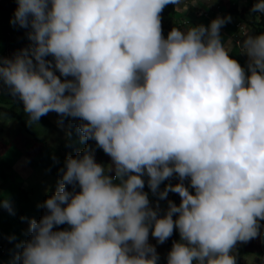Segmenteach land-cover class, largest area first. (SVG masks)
I'll use <instances>...</instances> for the list:
<instances>
[{"label": "clouds", "instance_id": "9594fccd", "mask_svg": "<svg viewBox=\"0 0 264 264\" xmlns=\"http://www.w3.org/2000/svg\"><path fill=\"white\" fill-rule=\"evenodd\" d=\"M252 1L199 10L184 0H16L10 24L27 29L30 44L0 56V84L19 96L29 124L55 112L60 124L79 119L81 141L95 143L62 154L55 192L32 201L40 217L22 213L31 235L14 261L157 264L166 261L162 247L167 264H240L252 252L238 244L261 235L264 221V33L253 36L243 17ZM168 4L175 12L162 16V30ZM197 11L209 26L177 28L174 17ZM251 11L264 13V0ZM225 12L237 17L232 35L249 57L247 71L222 42L232 18L214 16ZM94 145L109 166L97 162ZM7 166L11 180L35 173ZM0 208L14 214L9 199Z\"/></svg>", "mask_w": 264, "mask_h": 264}, {"label": "crops", "instance_id": "0c3cea01", "mask_svg": "<svg viewBox=\"0 0 264 264\" xmlns=\"http://www.w3.org/2000/svg\"><path fill=\"white\" fill-rule=\"evenodd\" d=\"M7 2L10 6H7L4 3L0 2V56L3 57H12L16 52L20 51L23 48L29 46L30 41L27 38V29L23 28H12L10 24V19L13 17L12 14L6 15V11L13 13L14 11L11 5L12 2L9 0H3ZM185 3H192L193 5H198L199 10H207L209 7H214L216 5V0H184ZM231 16V22L226 23L221 28V39L226 47L229 48L230 55L239 61V63L248 70L249 57L245 52L241 51V47L236 40V38L232 35V30L234 28V21L237 19L236 15L225 12L222 15L214 16V18L218 17H226ZM176 22H181L179 27L181 30L186 31L190 27H195L199 25L209 26L211 20L204 17L202 11L184 14V17L177 19L174 17ZM184 20H190L189 24H183ZM10 26V27H9ZM9 27V28H8ZM11 34H16V38L12 39L8 38ZM168 35V34H167ZM12 40H14L12 42ZM229 41H231V45L229 46ZM29 42V43H28ZM8 109H12L10 112ZM9 112V113H8ZM16 114H15V113ZM52 116H43L39 121H36L32 124H29L28 114L24 111L23 102L20 100L19 96H13L7 86H3L0 84V122L4 128L1 129L3 134H6L7 131H10V128H14L15 125H21V123L28 128V130L38 136L44 143H46L47 148L54 147L58 148L64 142L61 140H57L61 135L59 133L61 130L54 126L53 124H49L51 122L50 118ZM18 118V119H17ZM4 121V122H3ZM9 128V129H8ZM6 129V130H5ZM27 131V130H26ZM9 135L5 136V140H7ZM64 138V136H62ZM32 140L37 142H28L21 141L22 147L15 145L14 141H4L0 137V166L1 165H10L14 166L18 161L21 160H29L30 148L35 147L37 149L36 156L38 154H42V152L47 149L41 141H38L37 138L32 136ZM35 155H30V158L33 159ZM4 172V171H3ZM50 174V172H44ZM4 176L0 178V185L2 188H9L12 180ZM167 182L162 183L160 186L165 187ZM194 192V191H193ZM260 233L261 235L258 238H254L246 243L238 242L239 245H243L246 251H252L246 255H244L240 264H264V260L262 258V249H264V221H260ZM2 234L4 232L0 229ZM158 249L165 254H168L162 247H158ZM15 254V253H14ZM13 254V256H14ZM0 256L2 254L0 253ZM167 263V262H166Z\"/></svg>", "mask_w": 264, "mask_h": 264}, {"label": "rangeland", "instance_id": "374dc122", "mask_svg": "<svg viewBox=\"0 0 264 264\" xmlns=\"http://www.w3.org/2000/svg\"><path fill=\"white\" fill-rule=\"evenodd\" d=\"M9 1L12 2L11 5L12 9L15 10L17 7L16 0H9ZM243 2L244 4H247L248 0H243ZM8 6L10 5L8 4ZM6 13H8L6 15L9 14L13 15V13H10L8 11H6ZM164 18L165 17H162V26H165V24H167V21H165ZM175 27H177V23H175ZM46 116H52L50 118L51 122H49V124H53L54 126L60 128L61 130V132L59 133V135L61 136L57 140H61L63 142L66 141V144L70 145L72 140L68 137L67 134L69 133V121L71 120V117H68L67 120H64L63 118V122L62 124H60L58 122L61 121L62 118L57 113L49 112ZM6 135H9L7 140H5ZM62 136H64V138H62ZM2 139L4 141L14 140L15 145L19 147H22L23 141L37 142L35 140H32V136L21 130V125H15L14 128H10V131L9 132L7 131V133L2 136ZM74 139H76V137ZM92 147L95 149V158L97 162L105 165L106 167L109 166L111 162V158L108 155H106L102 149L97 148L96 145ZM36 151L37 149L35 147L31 148V154L35 155V157H33V159L30 158L31 160L30 162L26 160H21L18 161L13 166L14 170L18 171V174L21 171L26 172L27 170L31 171L30 174L33 171H35V173L33 172L31 176H28L26 178V181L20 178H17L16 180L13 179L14 181L12 180L9 188L6 189L0 188V200L9 199L14 209V214H10L8 213L7 209L0 208V228L4 232L2 236V240L7 246H9L7 255H2L0 257V264H19V262L14 261L13 259L14 257H10V256L13 254V252H15V254L19 252L20 249H18L16 245L21 241H26L30 239V235H31V233L28 232V227H29L28 223L22 220L23 217L22 213L26 211L27 215L25 213H23V215L28 218H35V216L38 215V213H35V206H34V202L32 201H39V203L41 204L43 201H45L50 195H52L55 192L57 186L56 181H58L57 177H60L59 170L64 166L65 159L62 158V154L65 153V150H62L60 152V151L52 150L51 148H47L42 152L39 158L36 156ZM83 151L84 149L82 150L81 153H83ZM35 168H37L38 172H40L41 170H45L47 168H51L55 170V174L54 176L51 175V179L43 178L42 177L43 173L38 174ZM15 176L16 174L13 175V177ZM54 177L56 181L54 180ZM173 181L179 182V178L175 176L173 177ZM184 183L188 185L190 181L185 180ZM49 185L55 187L51 189ZM22 187L27 189H25V191L23 192ZM29 191L31 192V196L29 203H27L28 201L27 193ZM30 202L33 204V211H32L33 217L31 214V210L29 208L31 207ZM39 217L40 216L38 215V218ZM12 236H14L15 239L10 240V237ZM158 255L160 257H163L164 253L158 252ZM165 256H166V261L162 259L161 262L157 264H167L166 262H167L168 254H165Z\"/></svg>", "mask_w": 264, "mask_h": 264}, {"label": "trees", "instance_id": "16d2710c", "mask_svg": "<svg viewBox=\"0 0 264 264\" xmlns=\"http://www.w3.org/2000/svg\"><path fill=\"white\" fill-rule=\"evenodd\" d=\"M258 0H253L252 3L246 8V10L243 12V17L245 19V21L251 26V29L253 31V36L255 35H259L261 33H264V13H260V12H252L251 9L253 8L254 4L257 3ZM175 12V4H168L163 12L161 13V17L165 14H170V13H174ZM263 26V29H262ZM164 29V26H162V30ZM168 29V28H165ZM64 120H67V118H64ZM76 122H78L79 124L81 123V121L79 119H73L71 118V120L69 121V128H72L69 131L68 137L72 140V142L69 144H66V141L61 144L58 148H54L51 147L52 150L55 151H60V147L65 151H69L70 147L72 144H83V143H89L90 145H93L95 143V141H81V133L78 131V126H75ZM76 128V129H73ZM76 137V139H74ZM9 169L10 167L7 165H4V172L3 175L7 176L9 173ZM147 183H145V188L144 191L147 192ZM150 193V192H149ZM148 193V194H149ZM152 201V200H150ZM181 201V198H176L175 199V203L179 204ZM160 209H161V215L164 214V212H166L168 205H166V203L164 204L162 201L158 202ZM63 225L58 226V229H62ZM151 237V232L149 234V238Z\"/></svg>", "mask_w": 264, "mask_h": 264}]
</instances>
